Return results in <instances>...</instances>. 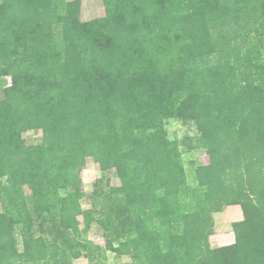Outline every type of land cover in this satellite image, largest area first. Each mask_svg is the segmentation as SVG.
<instances>
[{
    "label": "trees",
    "instance_id": "1",
    "mask_svg": "<svg viewBox=\"0 0 264 264\" xmlns=\"http://www.w3.org/2000/svg\"><path fill=\"white\" fill-rule=\"evenodd\" d=\"M103 2L83 21L82 0H0V264H264V0ZM173 118L209 154L196 184ZM89 157L121 185L85 209ZM229 205L235 241L212 246Z\"/></svg>",
    "mask_w": 264,
    "mask_h": 264
},
{
    "label": "rangeland",
    "instance_id": "2",
    "mask_svg": "<svg viewBox=\"0 0 264 264\" xmlns=\"http://www.w3.org/2000/svg\"><path fill=\"white\" fill-rule=\"evenodd\" d=\"M101 1V0H100ZM91 2V1H90ZM95 3L100 6L101 10L92 13L83 11V3L81 5L80 18L83 21L92 20L99 17H104L106 15V8L104 2ZM11 81L10 76L0 77V100L4 97V89ZM168 135L171 139H176L180 142V149L183 152V160L187 169V173L192 184L195 182V167L200 164H207L209 162V154L204 148H190L189 138L198 135V130L194 122H186L181 119H170L167 121ZM26 142L28 144L40 143L43 140V131L41 129H32L26 131L23 134ZM83 187L85 190V197L82 199V205L85 209L91 208L93 199H95V192L97 191H109L111 187L120 186L121 180L118 172L115 168H110L108 170H103L100 163L94 158H87V162L82 171ZM97 190V191H96ZM27 193L30 191L27 189ZM234 207H232L233 209ZM233 210H236L234 208ZM2 211V205L0 202V212ZM218 212L214 214L217 229L221 232L229 233L230 236H211L212 246H217L219 244H230L235 241V234L233 229L230 227L228 221H223V215H218ZM82 220V217H81ZM81 227L83 230V235L90 238L95 243L100 245H105L106 240L104 237V230L98 224L94 222L90 228H86L83 221H81ZM215 233V232H214ZM227 238H230L227 239ZM227 240V241H226ZM19 247L22 248V241L19 238ZM132 261L130 254H125L122 256L109 251L108 252V264H122L124 262ZM75 264H89L86 257H81L75 260Z\"/></svg>",
    "mask_w": 264,
    "mask_h": 264
},
{
    "label": "crops",
    "instance_id": "3",
    "mask_svg": "<svg viewBox=\"0 0 264 264\" xmlns=\"http://www.w3.org/2000/svg\"><path fill=\"white\" fill-rule=\"evenodd\" d=\"M91 1V2H90ZM98 2V4L100 2H102V0H96ZM82 3H83V13H84V10L86 9L87 12L89 13H94L96 11H99L101 10L100 6H98L96 3H95V0H82ZM232 207L236 208V210H233ZM218 215H223V221H228L229 222V225L230 227L232 228V222L234 221H237V220H241L243 219L244 215H243V211H242V208L240 205H229L227 207H225V209L223 211H220L217 213ZM230 236L231 238V235L229 233H225V232H221L217 229V225L215 226V233L212 235V236ZM230 238H227L230 240ZM90 239V238H89ZM227 241V240H226ZM233 243V242H231ZM221 245H226V244H219L217 246H221Z\"/></svg>",
    "mask_w": 264,
    "mask_h": 264
}]
</instances>
